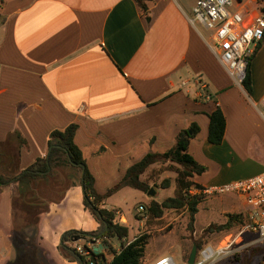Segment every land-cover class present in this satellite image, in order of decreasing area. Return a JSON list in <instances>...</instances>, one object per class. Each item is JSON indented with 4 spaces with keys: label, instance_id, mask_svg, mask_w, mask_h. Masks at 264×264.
<instances>
[{
    "label": "crops",
    "instance_id": "crops-1",
    "mask_svg": "<svg viewBox=\"0 0 264 264\" xmlns=\"http://www.w3.org/2000/svg\"><path fill=\"white\" fill-rule=\"evenodd\" d=\"M257 1L236 0L233 9L256 16ZM141 3L143 10L136 0H0L1 171L15 167L10 156L18 155L19 170L45 157L51 132L72 123L78 125L75 143L101 195L146 153L167 151L176 135L193 124L199 132L189 153L206 168L195 178L204 189L223 184L222 171L236 162L254 163L259 174L264 171V120L260 111L263 122L257 117L258 124L251 123L249 113L250 104L264 94V39L251 63L248 95L227 75L210 38L192 23L194 6L188 15L178 0ZM206 95L212 99L206 101ZM214 101L226 118L219 145L207 139ZM76 181L80 184V175ZM71 188L51 205L65 204ZM14 190L13 184L3 186L0 197L9 193L12 204ZM104 206L115 210L107 201ZM58 230L83 231L63 223ZM31 231H23L27 241ZM249 241L246 234L240 246ZM28 246L21 243L16 257L4 264H36ZM175 253L163 249L157 258H174ZM59 262L74 263L62 256ZM210 264H264V243Z\"/></svg>",
    "mask_w": 264,
    "mask_h": 264
},
{
    "label": "trees",
    "instance_id": "trees-1",
    "mask_svg": "<svg viewBox=\"0 0 264 264\" xmlns=\"http://www.w3.org/2000/svg\"><path fill=\"white\" fill-rule=\"evenodd\" d=\"M136 1L140 4L141 10H143L144 7L141 0ZM258 49L259 47H256L253 55L249 58L245 78L242 82V87L248 95L252 93L251 63ZM213 103L215 107L207 115L209 118L207 139L209 143L219 145L224 139L226 118L221 108L216 105V102L214 101ZM77 130L78 125L72 123L64 129L52 131L47 142L48 152L45 157L37 158L25 170L18 169V162H14L18 161V155H16V157L10 156V161L13 162L15 167L12 166L9 169L8 166L9 171H1L2 156L4 154L0 151V188L10 184L15 185L12 195L14 238H17V240L19 238L20 242L27 243L26 238L22 237L24 236V229L37 225L42 215L49 211L51 204L60 203L65 192L77 184L76 177L80 175L79 182L83 189V207L92 215L99 227L93 232L78 230L64 232L60 243L62 255L66 259L79 264H141L146 257L147 239L149 236L141 234L129 242V227L115 222L116 212L107 209L104 205L108 198L124 187H130L147 194L151 187L143 180V175L154 165H165L168 163L176 164L180 167L177 179L179 190L174 197H169L162 201L151 198L148 205L144 208L145 212L143 214L147 216L144 223L146 226H162V220L167 211L178 212L183 213L187 217L189 230L192 233L194 232V222L199 210L201 195L197 193L193 195L191 190H204L202 185L195 182V178L206 172V168L200 165L189 153L190 142L199 132L197 125L193 124L188 129L180 131L175 137L174 145L167 151L163 153H146L139 161L126 170L116 185L102 195L96 191L94 176L87 167L82 150L75 143ZM18 148H21L20 142H18ZM57 169L68 172L63 176V180H66L65 184L67 183L65 186L63 180L58 177L60 174L56 171ZM70 170L75 172H70ZM41 185H44L41 192L47 193L48 189L54 196L48 199L40 196L38 192ZM160 186L162 189H168L170 181L165 179ZM229 218L226 223L217 227L216 230L219 232L229 231L233 218H235L238 228L247 221L245 213L234 217L229 216ZM209 230L212 232L211 228ZM114 239L120 242L119 251L112 245V240ZM97 241L105 247L104 250L99 253L90 250L88 256L79 255L71 247L75 242H80L86 246L88 242L96 243ZM194 244L197 245V256L199 251L207 245V243H201L200 241L188 245L181 244V255L184 263H187ZM109 255L113 257L109 258Z\"/></svg>",
    "mask_w": 264,
    "mask_h": 264
},
{
    "label": "rangeland",
    "instance_id": "rangeland-1",
    "mask_svg": "<svg viewBox=\"0 0 264 264\" xmlns=\"http://www.w3.org/2000/svg\"><path fill=\"white\" fill-rule=\"evenodd\" d=\"M178 1L184 8H186L188 15H191V7L195 5L196 0ZM230 10L232 11L233 9ZM195 26L205 39L210 38L211 40V32L201 23L195 22ZM250 105L251 112L249 113L251 114V123L254 122L258 124V118L263 122L259 114L261 111V101H256V103ZM56 171L60 174L58 176L60 180H63V176L68 173L61 169H57ZM178 171H180L178 165L168 163L165 165H154L143 175V180L154 189L155 194L153 197H148L147 194L139 190L124 187L107 199L108 205L115 208L114 211L123 216V221L121 222L123 224H127L126 221L128 222L129 240L134 239L141 234L149 236L147 239L146 257L143 262H151L155 260L160 256L161 250L166 249L170 251L174 250L176 252L174 256L176 264H186V262H183L182 255L180 254L182 251L181 244L184 243L188 245L196 241L207 243V245L217 244L226 234L235 232L238 227L235 218H233L232 226L229 231L219 232L216 228L226 223V221L230 219L229 216L234 217L245 213L244 208L241 207L243 205L242 200L235 194H200L201 199L198 207L199 210L194 222V232L196 231L195 235H193L194 232L192 233V231L189 230L190 228L188 226L187 217L183 213L178 212L167 211L163 217L162 226H146L144 222L147 219V216L146 214H143L145 209L138 211V208H145L151 198H155L157 201H162L166 198L174 197L179 190L177 182ZM260 172L259 167L254 163L242 164L241 162H236V164H233L231 170L222 171L224 182L217 186L255 176ZM165 179L170 181V187L168 189H162L160 186ZM65 181L66 180H63L64 186L67 184H65ZM43 188L44 185H41L38 192L40 196H43L46 199L54 196V194L48 189L47 193L41 192ZM191 194H195L194 189ZM68 195H70V199L67 200L65 204H61V206L51 205V214L45 218L43 217V221L40 219L37 225L29 227L30 230H32L31 232H34V235L32 236V240L34 241L32 242V240H28L31 246H28L27 248L29 250L33 249V252L37 257L36 264H49L50 261L59 264L61 256L64 257L60 247L61 236L63 233L60 234L58 230L61 223L67 225V227H79L83 232H93L99 227L91 214L81 207L83 200V189L81 184L77 183L73 186V189L70 190ZM238 204L240 207H236ZM11 206L12 204L9 198V193H3L0 197V264H4L6 260L10 258L13 260L16 257L17 248L23 243V241H19V238L18 240L17 238H14ZM66 222L68 223L66 224ZM159 228L163 229L159 230ZM210 228L212 229V232H210ZM10 233L14 238L13 240L10 239ZM23 235L24 236L22 237L26 238L27 235L25 236V233H23ZM256 237L257 236L253 233L247 234V240H253ZM53 243H57V247H53ZM112 245L119 248L120 242L117 239H114L112 240ZM179 248L180 252L178 250ZM73 264L79 263L74 261Z\"/></svg>",
    "mask_w": 264,
    "mask_h": 264
},
{
    "label": "built area",
    "instance_id": "built-area-1",
    "mask_svg": "<svg viewBox=\"0 0 264 264\" xmlns=\"http://www.w3.org/2000/svg\"><path fill=\"white\" fill-rule=\"evenodd\" d=\"M236 0H196L192 9V23H201L211 32V49L234 85L242 86L249 58L264 38V0L257 1L258 15L248 11L234 10ZM230 9H233L232 11ZM210 100L208 95L204 96ZM261 115L264 120V94L261 98ZM193 190V189H192ZM191 190V193H192ZM197 194L232 193L243 199L246 223L235 232L226 234L217 244H208L198 253L195 264H210L216 259L234 256L240 250L264 243V171L254 177L204 189H194ZM144 210L139 207L138 211ZM115 222L121 223L123 216L116 213ZM257 236L244 243L246 234ZM103 248L99 249L98 246ZM71 247L81 256H88L90 250L101 252L105 247L97 241L84 246L75 242ZM141 264H176L172 256H161L151 262ZM187 264V263H186Z\"/></svg>",
    "mask_w": 264,
    "mask_h": 264
},
{
    "label": "water",
    "instance_id": "water-1",
    "mask_svg": "<svg viewBox=\"0 0 264 264\" xmlns=\"http://www.w3.org/2000/svg\"><path fill=\"white\" fill-rule=\"evenodd\" d=\"M154 194H155L154 193V189L153 188H150V190L147 193V196L148 197H153ZM98 248L101 249L103 247L100 245V246H98ZM95 252L98 253L97 250ZM196 258H197V245L194 244L193 247H192V250H191L189 259L187 261V264H195Z\"/></svg>",
    "mask_w": 264,
    "mask_h": 264
}]
</instances>
